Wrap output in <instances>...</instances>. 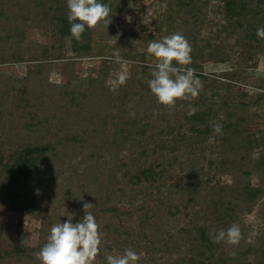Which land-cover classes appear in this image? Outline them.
<instances>
[{
  "label": "trees",
  "instance_id": "trees-1",
  "mask_svg": "<svg viewBox=\"0 0 264 264\" xmlns=\"http://www.w3.org/2000/svg\"><path fill=\"white\" fill-rule=\"evenodd\" d=\"M158 1L165 3L166 8L159 15L157 28H167L170 35L182 34L191 46L192 63L187 67L198 69L197 60L207 51L210 60L227 61V37H233L237 47H246L244 56L248 61L254 49L263 50L264 38L257 36V29L264 27V0H215L222 4L219 11L222 19L216 24H211L209 15L203 13L208 0ZM99 2L108 4L112 14H127L130 6V0ZM68 13L67 0H0V64L39 61L35 74L29 73L31 80L18 81L20 87L9 77H0V101L11 109L15 106L23 112L32 107L36 112L43 106L44 98L52 103L55 96L62 101L57 109L63 114L58 117L59 113L55 112L56 121L49 125L40 120L26 122L27 128L37 132L19 141L8 163L0 159V202L11 210L35 217L47 213L50 221V224L44 222L43 242L38 249L20 246L17 235L11 240L5 239L0 229V261L42 264L36 253L47 242L51 228L69 217L73 223L80 222L85 215L83 204L87 202L93 204L90 209L93 215L95 212L100 215L99 219L95 218L99 233H106L96 257L98 262L93 264H107L106 257L111 252L123 254L125 249H132L140 256L143 252L161 250L172 254L181 250L179 243L185 253L169 264H264V234L250 237L242 222L264 195L260 185L255 187L248 180L253 172L246 168L247 156L242 151H252L259 144L263 146L264 140L259 142L247 136V129L240 123L220 126L222 144H230L234 154L221 156L218 175H210L200 163L210 143L205 138L217 126L215 121H210L217 115L212 102L209 105L206 98L198 104L191 103L184 119L179 120L184 122L178 126H173L175 120L159 118L162 111L153 108H162V104H149L145 107V116L141 117L135 110V105L145 104V96L151 98L147 76L154 68L148 64L155 57L150 56L146 48L157 38L86 26L81 39L76 40L70 32ZM191 21L199 26L209 22L211 29L204 40L199 42L188 36L186 29ZM37 27L49 32L53 42L27 44L29 33ZM125 34L136 38L137 42L124 41ZM113 37L117 38L116 42ZM69 52L74 57L100 58L116 57L118 53L120 58L136 64L132 68L133 75L114 93L105 88L106 76L101 74L78 89L69 83L66 86L44 83V74L51 71L50 62L55 60L63 62L62 73L68 76V82L77 79L71 71ZM105 62L103 71L108 74L110 61ZM195 75L198 79L205 78ZM57 88L58 91L53 92ZM45 90L48 91L46 96ZM191 108L196 109L194 114H189ZM164 114L166 117L167 113ZM149 119L157 126L149 127ZM55 123V130L65 135L56 141H46ZM108 127L110 133L106 131ZM174 150L179 153L172 155ZM180 153L186 155L188 163L178 174L173 167ZM77 157L82 159L75 162ZM260 157L264 162V146ZM230 166L235 170L240 166L239 175L231 173ZM52 170L50 177L34 186L21 184L23 180L36 179ZM230 173L231 183L214 180ZM58 179L64 181V197L55 207H42L37 191H42L43 187L54 195ZM61 207L66 210L59 214L57 209ZM177 217H183L186 226L176 236L167 228ZM132 218L137 220L134 222L138 228L136 233V226L126 223ZM233 224L241 231L238 244H229L226 240L214 242L220 230L226 231ZM129 230L132 235L127 234L131 233ZM250 256L254 257L253 261Z\"/></svg>",
  "mask_w": 264,
  "mask_h": 264
},
{
  "label": "rangeland",
  "instance_id": "rangeland-1",
  "mask_svg": "<svg viewBox=\"0 0 264 264\" xmlns=\"http://www.w3.org/2000/svg\"><path fill=\"white\" fill-rule=\"evenodd\" d=\"M206 1V0H204ZM222 7L221 2L215 0H208V6L204 7V14L209 15V20L211 24H216L222 19V14L219 12ZM166 4L159 2L158 0H130V6L127 14H118L110 13L109 17L106 20L100 21L96 29H104L113 32H125L127 34H138V35H151L156 37L157 41H162L164 37L170 36L167 28H162L161 30L157 28V21L159 20V15L164 13ZM111 22L108 24V21ZM187 25L186 31H189L188 36H193L196 40H204L209 34L211 27L209 22L204 23L202 26L193 23ZM215 30V27L213 26ZM226 38V36H225ZM124 41L135 44L136 38L129 35L123 36ZM51 43L53 38L49 32L42 31L40 28H33L32 32L29 33L28 43ZM227 49H229V59L223 62H215L203 56L198 58V63L200 64L198 69L195 70V74L202 75L205 78L199 79L202 83V88L199 90V95L194 99L178 100L174 107H169L163 105L162 108L155 107L153 109H160L162 112L161 120H175L173 126H178L183 123L184 116L189 111L191 103L198 104L204 99L207 98L206 102H209L214 112L217 113L216 118H211L210 121H215L217 126L224 125H234L240 123L241 127L247 129L246 135L257 139L259 142L264 140V47L263 50L254 51L252 59L250 61L244 56L246 47L236 46V41L233 37L226 38ZM140 50V47H138ZM147 49V48H146ZM254 56V57H253ZM67 57L72 60L71 71L76 80L68 82V76L62 73L63 62L62 61H52L51 71L44 74L45 82L44 83H55V85H64L68 83L71 87L78 89L81 86L88 83V81L96 77L98 74L106 76V86L111 93H114L119 89L120 83L118 76L121 72H126L127 76L130 77L133 75V63L124 58H120L122 61H127L126 64L119 63L116 60V57L110 58H100L96 56H84V57H74L72 53H68ZM105 61H110L109 73H104V67L106 65ZM112 62V63H111ZM156 59L153 58L151 63L148 66L152 69L156 63ZM39 64V61L31 62L29 60L23 62H8L0 64V77L6 78L9 77L11 80L17 84V87H20L19 80H31V72L35 74V68ZM30 73V74H29ZM150 80L153 78L152 74L147 76ZM149 86V85H148ZM24 89V87H22ZM57 89H54L53 92H57ZM48 93L45 90L44 96ZM144 98V105H135V110H138L139 117L145 114V107L149 104L151 106L159 104L157 98L154 94H150ZM68 99L65 98V102ZM2 112L0 115V159L3 163H8L11 160L14 149L21 139L27 138V135H32L37 130L33 128H27L25 126L26 122L32 121H44L47 125L53 124L51 121H56L55 112L59 113V105L62 101H58V98L53 96L52 103L47 100V97L44 98L43 106L37 108L35 112L34 108L28 107L25 111L22 112L21 109L16 108L15 106L8 107L6 104H3L1 101ZM133 104V103H132ZM58 108V109H57ZM152 109V110H153ZM57 110V111H56ZM151 110V111H152ZM164 112H166V117ZM63 116L62 113H59L58 117ZM145 116V115H144ZM213 117V116H212ZM45 118L48 119V122H45ZM149 119L147 122L150 123L152 127L156 125L154 121ZM178 120V121H177ZM58 121V120H57ZM65 121V120H63ZM157 126V125H156ZM57 123L52 125L51 130L47 134L46 141L52 139L57 140L60 137H63L65 134H61L59 131L55 130ZM45 135V127L41 128ZM40 129V131H41ZM39 131V130H38ZM107 133H110V128H106ZM187 132V131H186ZM190 135V133L188 132ZM205 140H209V146L205 149L206 153L204 154L205 158H202L201 165L203 163L206 172H209L212 176H217V167L220 162L221 156L226 158L227 156H232L234 154L230 144H222L223 135L217 132H211ZM256 149L244 150L242 153L247 156L244 164L246 168L253 172L248 180L255 187H262L264 191V162H262L261 157L263 146L259 144ZM163 153H166L163 151ZM179 150H174L171 154H178ZM168 154V153H167ZM170 155V154H168ZM198 155V154H197ZM82 158H75V162L80 161ZM230 160V159H229ZM231 161V160H230ZM232 162V161H231ZM188 159L186 155L179 154L178 161L174 164V171L178 174L181 169L187 167ZM231 173H237L239 175L240 166L235 170L234 167H229ZM237 172H235V171ZM53 173V170L47 174L39 175L36 179L23 180L22 185L24 186H34L36 183L45 178L50 177ZM224 174L220 177H215L214 180H221V183H231L232 174ZM57 189L54 190L55 194H51L47 189L42 187V191H37V198L41 201V206L53 205V207L58 205V201L64 197V181L63 179H58ZM55 200H53V196ZM59 209V208H58ZM57 209L59 214L65 212L66 209L60 208ZM94 216L96 219L100 218V215L95 212ZM49 217L47 213H43L41 217H35L26 212L14 211L10 208H7L3 203L0 202V229L3 231L5 239L11 240L14 236L17 235L19 238L20 246L28 249H38L41 244V232L44 230V222L50 224L48 220ZM137 221L136 218H132L129 222H126L128 226L133 225ZM244 231L250 237L264 234V195L262 199L254 205L252 212L245 215L243 219ZM186 226V220L183 217H177L172 226H168V230H172L176 234L182 227ZM135 233L138 231L137 226L135 227ZM127 234L132 235V231L129 230ZM136 235V234H133ZM106 236L105 232H100V238L102 239ZM177 236V234H176ZM181 250H177L172 254L164 253L162 250L159 252H149L148 254L143 252L141 258L136 264H169L178 255H183L185 253V248L182 247V243H179ZM160 247V246H159ZM109 255H122V253L111 252ZM254 257L250 256V260L253 261ZM96 261V259H95ZM94 261V262H95ZM98 262V260L96 261ZM95 262V263H96ZM0 264H9V262H1Z\"/></svg>",
  "mask_w": 264,
  "mask_h": 264
},
{
  "label": "clouds",
  "instance_id": "clouds-1",
  "mask_svg": "<svg viewBox=\"0 0 264 264\" xmlns=\"http://www.w3.org/2000/svg\"><path fill=\"white\" fill-rule=\"evenodd\" d=\"M67 6L70 32L76 40L81 39L86 26L95 28L111 12L110 6L99 0H67ZM110 22L111 20L108 24ZM257 36L264 38V27L257 29ZM116 39L114 38L115 42ZM191 51L189 42L180 33L148 44L147 53L157 61L153 66V78L148 83L159 104L174 107L178 100L194 99L199 95L202 83L196 78L195 70L187 67L192 63ZM116 60L127 63L120 59L118 53ZM127 79L126 72H121L118 76L120 84H124ZM195 111V108H191L189 114H194ZM214 131L221 132L220 126H216ZM92 207L91 203L83 204L85 215L80 222L73 223L72 217H69L66 222L55 224L51 228L47 242L36 253L42 264H93L100 252L101 238L99 225L90 211ZM240 239V228L233 224L226 231L220 230L214 242L226 240L235 245ZM140 258V254L134 250L125 249L122 255H109L106 260L107 264H136Z\"/></svg>",
  "mask_w": 264,
  "mask_h": 264
}]
</instances>
